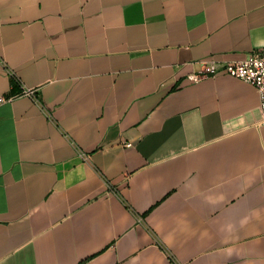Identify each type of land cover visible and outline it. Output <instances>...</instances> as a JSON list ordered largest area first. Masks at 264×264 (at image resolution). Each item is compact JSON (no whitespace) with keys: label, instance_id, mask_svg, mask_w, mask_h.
I'll return each instance as SVG.
<instances>
[{"label":"crops","instance_id":"crops-1","mask_svg":"<svg viewBox=\"0 0 264 264\" xmlns=\"http://www.w3.org/2000/svg\"><path fill=\"white\" fill-rule=\"evenodd\" d=\"M259 50L264 0H0V264H264L259 94L188 79Z\"/></svg>","mask_w":264,"mask_h":264},{"label":"built area","instance_id":"built-area-1","mask_svg":"<svg viewBox=\"0 0 264 264\" xmlns=\"http://www.w3.org/2000/svg\"><path fill=\"white\" fill-rule=\"evenodd\" d=\"M7 71L12 78L20 82L14 70L7 68ZM220 72H225L231 76L240 78L256 88L260 98L262 121H264V50L256 51L247 58L227 62L221 66L215 61H210L207 63L205 70L189 74L188 79L198 82L202 78L215 76ZM21 85L22 89L18 95H26L35 98L36 90L34 88L27 87L22 83ZM4 100V98H1L0 103ZM126 146H132V144L126 143ZM175 264L179 263L175 262Z\"/></svg>","mask_w":264,"mask_h":264},{"label":"trees","instance_id":"trees-1","mask_svg":"<svg viewBox=\"0 0 264 264\" xmlns=\"http://www.w3.org/2000/svg\"><path fill=\"white\" fill-rule=\"evenodd\" d=\"M12 82H13L14 84H17V81H16L14 78H12Z\"/></svg>","mask_w":264,"mask_h":264}]
</instances>
